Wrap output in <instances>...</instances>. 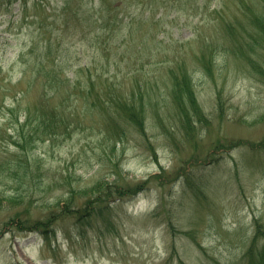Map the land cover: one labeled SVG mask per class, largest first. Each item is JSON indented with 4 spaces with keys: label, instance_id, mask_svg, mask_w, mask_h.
<instances>
[{
    "label": "rangeland",
    "instance_id": "obj_1",
    "mask_svg": "<svg viewBox=\"0 0 264 264\" xmlns=\"http://www.w3.org/2000/svg\"><path fill=\"white\" fill-rule=\"evenodd\" d=\"M12 1L0 0V158L17 151L15 118L42 103L20 58L48 26L63 82L46 97L64 129L30 152L24 186L0 173V264H249L264 231V57L232 46L244 29L251 40L261 2L108 0L107 27L85 17L99 0ZM179 65L202 111L188 129Z\"/></svg>",
    "mask_w": 264,
    "mask_h": 264
},
{
    "label": "trees",
    "instance_id": "obj_2",
    "mask_svg": "<svg viewBox=\"0 0 264 264\" xmlns=\"http://www.w3.org/2000/svg\"><path fill=\"white\" fill-rule=\"evenodd\" d=\"M99 1V8H96V6L94 5H92L91 8L87 7V10H93L94 14H85V17L92 18L96 16L95 18L97 22L101 20L102 22H104L105 26L109 27L111 26L110 20L112 18L110 17V15L113 8L108 9V7H110L108 0ZM167 1L168 0L164 2ZM259 1L261 2L263 11H261L260 13L255 12V14H253L251 17V21H253L254 24V30L252 31V33L248 34L251 40H245V29L244 35L242 32L236 33V35L239 36L241 39L233 40L234 44L232 46V50L236 51V57H246V53L242 52V48L244 46H247L248 51L251 53L257 51L261 59L264 57V53L258 52L257 50V46H259V49H263L264 51V0ZM161 2H163V0H148L146 6L149 7L152 5L154 7H157L156 4L159 3V5H162L160 4ZM11 3L13 4L14 2L12 0H9L8 6H11ZM121 4H123L122 1L117 2L114 8L118 9ZM26 10L27 9H23L24 13L26 12ZM230 29L232 32L233 29L231 27ZM46 30H48V32ZM46 32L49 35L54 34L58 36L57 30L54 28H49L48 26V29H42L40 35H44V37H42L41 39L46 40L47 44L42 45L40 43L41 39L39 35L37 37V39H39L38 41L36 39H33L30 49L31 54H34L33 52L39 53L33 58V60H31L23 53L21 54L20 58V61L21 63H23V65H28V69L34 70L33 72L31 71V85H35L41 78H43L42 80L45 83L43 84V86H41L38 82V84L43 89V94L41 96L42 103L38 106L37 111L26 109V115L22 123L19 121L18 116L15 118V121L19 125V127L17 128L15 132L16 134L14 135L16 136V138L13 143V146L17 151L12 153V158L8 157L4 160H1L0 158V160L2 161V163L0 164V173L10 172L14 170L13 175L15 176V180H17V182L21 184V187L25 185L24 182L27 179L26 177L28 175V170L31 169V165L29 163L31 158L30 152L35 149V145H37L41 141L43 142L47 139H51L52 137L58 136L60 130L64 129L63 123L61 119H59L58 113L54 109H52V107H50V104L48 103V98L46 97H49L51 93L55 94L57 86L63 82L60 78L61 76L59 75V73H56V70L47 68L49 64H56L54 55L56 52L54 51L55 47L53 44L55 40L50 38V36L49 38H47ZM210 63L213 64L212 59H210ZM210 63L208 64L211 67ZM251 63L256 66V69H258V71H260V69L262 68L261 63H257L256 61H251ZM0 67H3V65L0 64ZM210 67L207 66L206 69H209ZM179 68V73H176V70L173 69L171 71L173 84L172 91L176 101L174 105L176 113H179L182 117V123L184 128L188 129L191 127L190 120L193 116L198 117V119L201 120L202 111L196 101L197 97L195 95V84L192 77L186 69L182 68V65H179ZM27 72H29V70L25 69L24 74ZM65 80L69 81L70 79L66 76ZM15 109V106L10 107V114H13ZM122 109L127 111V119H129L131 122L136 124H140L142 122V113L140 110H138L135 105L128 104L127 106H123ZM13 130H15V128ZM37 170H39V168ZM11 200L17 202L18 199L12 198ZM65 204L66 202L64 203V205ZM46 224L47 222L41 223V227L44 228ZM258 238H262L264 241V231H257L256 237L254 238L253 246L246 252L245 256L248 258L249 264H264V243L262 244V249H260V251L255 249V244H257Z\"/></svg>",
    "mask_w": 264,
    "mask_h": 264
}]
</instances>
